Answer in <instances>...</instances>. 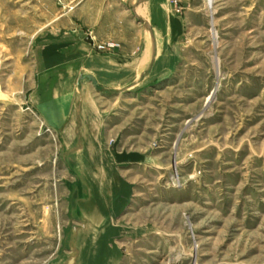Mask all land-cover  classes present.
I'll return each mask as SVG.
<instances>
[{
  "label": "rangeland",
  "instance_id": "1",
  "mask_svg": "<svg viewBox=\"0 0 264 264\" xmlns=\"http://www.w3.org/2000/svg\"><path fill=\"white\" fill-rule=\"evenodd\" d=\"M85 1L0 0V264L65 256L72 264H264V0H201L187 31L201 83L181 73L178 85L120 96L121 130L132 134L104 139L98 166L112 164L115 148L147 147L148 182L142 168L134 188L126 171L115 172L120 199L104 202L112 215L98 218V233L74 234L85 219L70 215L75 202L63 195L76 175L70 149L31 106L28 87L37 41ZM119 1L153 22L144 0ZM167 1L168 14L182 18L177 0ZM212 22L224 23L219 40Z\"/></svg>",
  "mask_w": 264,
  "mask_h": 264
},
{
  "label": "crops",
  "instance_id": "2",
  "mask_svg": "<svg viewBox=\"0 0 264 264\" xmlns=\"http://www.w3.org/2000/svg\"><path fill=\"white\" fill-rule=\"evenodd\" d=\"M177 2L183 11L182 18L168 14L167 0H144L139 4L153 11L150 13L153 24L136 9L131 14L120 8L119 0L70 4L63 28L48 29L35 45L28 101L70 149L71 169L76 175L71 182H66L63 195L75 202L68 209L70 215L74 211L76 214L71 216L85 219L83 230L74 229V234L98 233V218L112 215L111 207L104 202L112 194L116 204L120 199L114 188L118 181L116 173L126 171L130 181L122 179L134 188L131 180L136 174L135 168H142L143 180L148 182L145 170H150L152 159L147 147L136 153L124 148L119 150L115 145L112 164L102 169L98 166V154L104 156V139L114 138L118 144L120 138L132 134L130 127L121 130L126 109L120 96L155 86L162 89L178 85L180 81L173 79L181 73L191 74L192 84L201 83L195 60L199 53L191 49L193 36L187 31L196 25L191 16L202 9V3L201 0ZM83 8L94 12L75 15V10ZM223 25L212 22L216 33L213 40L221 38ZM107 43L117 46L96 51L97 44ZM87 76L94 78L95 83ZM204 87H209L207 81ZM107 168L113 171V177L101 173L100 170L104 173ZM66 258L62 264H72L71 258L67 261Z\"/></svg>",
  "mask_w": 264,
  "mask_h": 264
},
{
  "label": "built area",
  "instance_id": "3",
  "mask_svg": "<svg viewBox=\"0 0 264 264\" xmlns=\"http://www.w3.org/2000/svg\"><path fill=\"white\" fill-rule=\"evenodd\" d=\"M205 3H207V5H209V2L212 0H203ZM175 5H177L176 1H173ZM213 5V4H212ZM211 4L209 6H212ZM176 11H180V9L178 7H176ZM117 44L116 43H107V44H100L97 45V50L99 51H104L107 48H114L116 47ZM50 131V129H48Z\"/></svg>",
  "mask_w": 264,
  "mask_h": 264
},
{
  "label": "bare ground",
  "instance_id": "4",
  "mask_svg": "<svg viewBox=\"0 0 264 264\" xmlns=\"http://www.w3.org/2000/svg\"><path fill=\"white\" fill-rule=\"evenodd\" d=\"M212 3H213V2L210 1V2H209V5L212 4ZM91 262H92V261H89V262H88V261H84V264H92Z\"/></svg>",
  "mask_w": 264,
  "mask_h": 264
},
{
  "label": "water",
  "instance_id": "5",
  "mask_svg": "<svg viewBox=\"0 0 264 264\" xmlns=\"http://www.w3.org/2000/svg\"><path fill=\"white\" fill-rule=\"evenodd\" d=\"M87 78H88L90 81H92L93 83H95L94 78H92L91 76H87Z\"/></svg>",
  "mask_w": 264,
  "mask_h": 264
}]
</instances>
